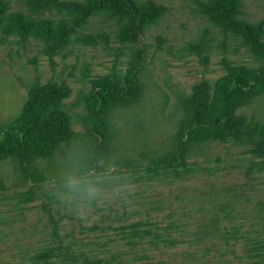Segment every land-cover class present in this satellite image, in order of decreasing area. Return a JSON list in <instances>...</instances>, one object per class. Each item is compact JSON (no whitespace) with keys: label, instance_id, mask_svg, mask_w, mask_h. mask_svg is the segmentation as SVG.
<instances>
[{"label":"rangeland","instance_id":"374dc122","mask_svg":"<svg viewBox=\"0 0 264 264\" xmlns=\"http://www.w3.org/2000/svg\"><path fill=\"white\" fill-rule=\"evenodd\" d=\"M26 1L6 0L8 10L71 30L62 47L0 34V126L37 97L80 134L95 82L130 70L137 45L121 37L127 17L109 7L31 11ZM154 1L167 10L141 36L144 93L112 113L99 170L76 177V140L27 172L15 157L0 162V264H264V158L227 140L195 146L176 167L150 163L173 147L182 100L210 97L218 80L262 60L206 17L203 0ZM239 16L264 27V0H242ZM236 113L264 125V95Z\"/></svg>","mask_w":264,"mask_h":264},{"label":"trees","instance_id":"16d2710c","mask_svg":"<svg viewBox=\"0 0 264 264\" xmlns=\"http://www.w3.org/2000/svg\"><path fill=\"white\" fill-rule=\"evenodd\" d=\"M49 4L71 7L80 14L98 11L99 7L115 8L127 17L121 37L137 47L132 52L130 70L125 77L106 76L95 82L86 102V127L78 134L69 131L60 118V112L49 109L50 102L32 97L21 112L9 123L0 126V162L15 157L24 171H29L34 161L50 158L62 145L76 140L78 163L76 177L92 175L99 170L100 161L110 154L112 140V113L138 102L144 93L140 78L144 60L141 36L145 28L161 18L166 7L154 0H27L25 5L36 11ZM201 6L206 17L224 30H235L251 53L262 64L251 70L239 71L217 81L213 94L208 97L196 94L181 101L183 115L173 138V147L151 160L154 168L182 165L191 150L203 143L230 140L246 145L264 158V125L247 120L236 113L242 106L264 95V32L263 21L250 22L241 18L242 0H203ZM71 27L66 20H36L22 11H9L6 0H0V34H17L21 39L37 38L52 47H62L68 42ZM82 40L94 43L91 35ZM131 162H121L125 167ZM48 261L49 253L36 256Z\"/></svg>","mask_w":264,"mask_h":264},{"label":"clouds","instance_id":"9594fccd","mask_svg":"<svg viewBox=\"0 0 264 264\" xmlns=\"http://www.w3.org/2000/svg\"><path fill=\"white\" fill-rule=\"evenodd\" d=\"M88 195H89V197H94L95 193L93 191L89 190Z\"/></svg>","mask_w":264,"mask_h":264}]
</instances>
